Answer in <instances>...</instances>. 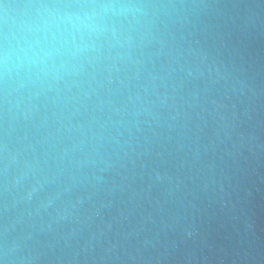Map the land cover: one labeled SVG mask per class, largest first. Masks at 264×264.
<instances>
[{"label":"water","instance_id":"1","mask_svg":"<svg viewBox=\"0 0 264 264\" xmlns=\"http://www.w3.org/2000/svg\"><path fill=\"white\" fill-rule=\"evenodd\" d=\"M106 2L113 59L0 64V264H264V0Z\"/></svg>","mask_w":264,"mask_h":264},{"label":"clouds","instance_id":"2","mask_svg":"<svg viewBox=\"0 0 264 264\" xmlns=\"http://www.w3.org/2000/svg\"><path fill=\"white\" fill-rule=\"evenodd\" d=\"M128 8L106 0H40L31 20L6 44L0 58L5 75L43 79L57 67L83 69L113 59V50L132 42L114 20Z\"/></svg>","mask_w":264,"mask_h":264}]
</instances>
